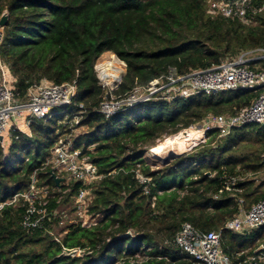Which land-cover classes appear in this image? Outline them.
<instances>
[{
  "label": "trees",
  "instance_id": "16d2710c",
  "mask_svg": "<svg viewBox=\"0 0 264 264\" xmlns=\"http://www.w3.org/2000/svg\"><path fill=\"white\" fill-rule=\"evenodd\" d=\"M211 1L0 0V18L9 15L2 55L16 98L42 80L76 82L71 107L84 105L79 125L86 127L76 142L103 175L82 223L74 204L82 184L57 185L51 168H44L65 126L58 118L34 119L26 132L13 125L0 140V206L27 191L36 174L38 187L48 190L47 216L40 226L26 227L27 201L0 207V264H194L173 243L185 222L222 230V248L233 264L264 244V227L246 233L224 228L239 213L240 199L249 210L264 198V178L252 177L264 172V124L237 127L227 136L213 130L186 153L146 157L158 140L200 125L210 113L235 114L260 91L153 100L110 118L98 110L104 99L146 87L171 68L185 74L264 49V10L245 22L210 15ZM252 5L259 9L264 0ZM108 51L127 66L113 89L96 70ZM138 173L150 178L148 193ZM232 177H239L234 188L242 192L228 190ZM71 203L70 222L61 208ZM62 220L67 224L60 227ZM129 230L131 236L116 239ZM52 231L61 234L59 241ZM71 249L80 253H64Z\"/></svg>",
  "mask_w": 264,
  "mask_h": 264
},
{
  "label": "built area",
  "instance_id": "2783aa9c",
  "mask_svg": "<svg viewBox=\"0 0 264 264\" xmlns=\"http://www.w3.org/2000/svg\"><path fill=\"white\" fill-rule=\"evenodd\" d=\"M209 4L210 15L238 17L245 22L251 21L256 13L264 10V5L259 9L254 8L252 0H213ZM4 38L5 28L0 26V136L6 138L13 125L16 126L15 131L26 132L34 119H49L63 114L65 130L55 142L44 168H51V172L53 171L57 177L64 178L61 185L70 186L73 182L82 184L74 197V204L81 222L87 223V207L93 198L92 191L103 179V175L91 155L85 152L82 144L76 142L79 138L77 128L85 113L83 104L71 107L77 93L76 82L55 84L49 80H42L39 84L30 87L22 100H18L2 55ZM254 53H258V56ZM252 63L253 67H251ZM96 70H98L97 65ZM101 79L104 80L103 77ZM113 84H110V89H113ZM237 90H254L260 93L250 105L241 108L237 113L218 115L210 113L200 125H191L184 129L185 132L196 131L197 136L206 138L208 132L218 130L219 136H227L237 127L264 124V49L241 52L233 59H224L219 64L185 74H179L176 69L171 68L146 87L138 86L122 98L111 96L109 99H104L98 110L106 118H110L119 111L153 100L172 101L198 94L218 95ZM138 179L145 184L144 190L148 193L150 178L138 173ZM37 180L34 174L27 191L15 194L0 206L18 204L21 199L27 201L28 207L23 219V225L26 227L40 226L47 216L45 205L48 202L46 199L48 190L39 188ZM238 180L239 177H232L228 184L229 191L242 192V189L234 188ZM70 189L71 187H67L66 190ZM37 203L40 206H37ZM243 204L244 200L240 199L239 213L228 220L224 228L235 233H246L264 227V198L254 203L249 210H246ZM64 225L65 221H60V227ZM51 233L57 241L60 240L59 232ZM221 235L222 230L202 231L190 222H185L177 232L173 243L178 249L187 253L194 264H233L230 255L222 248ZM263 249L264 244L254 255L247 256L238 264L264 262ZM64 253L75 256L80 250H65Z\"/></svg>",
  "mask_w": 264,
  "mask_h": 264
},
{
  "label": "rangeland",
  "instance_id": "374dc122",
  "mask_svg": "<svg viewBox=\"0 0 264 264\" xmlns=\"http://www.w3.org/2000/svg\"><path fill=\"white\" fill-rule=\"evenodd\" d=\"M114 53V52H113ZM105 54V53H104ZM104 54H102L101 56H103ZM115 54V53H114ZM100 56V57H101ZM115 56L117 57V55L115 54ZM118 58V57H117ZM100 59V58H99ZM98 59V60H99ZM119 59V58H118ZM120 60V59H119ZM121 61V60H120ZM121 62H123V61H121ZM124 64H125V62H123ZM97 66H98V61H97V64H96ZM126 66V65H125ZM125 71V70H124ZM97 73H98V77H99V79L101 80V82L103 83V84H106L105 82H104V80L103 79H101V72H100V68H98V70H97ZM124 73V72H123ZM106 86L108 87V88H110V84H106ZM53 118H58V119H60L59 120V124L61 123L62 125L64 124V122H65V120H64V117H63V114H59V115H56L55 117H53ZM49 119H52V118H49ZM186 130H182L181 132H179V133H177V134H175V135H170V136H168V137H165V138H163L162 140H158V142H157V144H164L165 142H167L169 139H171V138H173V137H176V136H178V135H181V133H183V132H185ZM85 132H86V127L85 126H78V128H77V135L78 136H81V135H84L85 134ZM207 139L206 138H204V137H202V136H193V137H189V138H181V140H180V142H179V144H178V146H176L175 148H173V149H167L166 151H164L163 152V154L161 155V156H156L155 154H153L152 153V151L150 150L149 152H148V154H147V156L146 157H148L149 159H152V160H157V158L158 157H160V158H162V159H166L169 155H171L172 153L174 154V155H179V154H182V153H186V152H188V151H190L194 146H196L197 144H199V143H201V142H205ZM160 144V145H161ZM83 146V145H82ZM94 146H92V148H93ZM91 148V147H90ZM175 149V150H174ZM52 150H53V148H52ZM154 169H158V168H161V165H160V163L158 164V165H154ZM253 178H255V179H257L258 181H260L261 179H263L264 178V172L263 173H261V174H257V175H253L252 176ZM71 206H72V203L71 204H67V205H64V206H62V213L64 214V216H68V219L66 220V221H74L75 220V216H74V211H71V209H73V207L71 208ZM67 224V222L65 223V225ZM64 225V226H65ZM58 230H61V228L60 229H58ZM257 251V250H256Z\"/></svg>",
  "mask_w": 264,
  "mask_h": 264
},
{
  "label": "bare ground",
  "instance_id": "6f19581e",
  "mask_svg": "<svg viewBox=\"0 0 264 264\" xmlns=\"http://www.w3.org/2000/svg\"><path fill=\"white\" fill-rule=\"evenodd\" d=\"M98 68H100V74L104 80L109 84H113L124 72L125 64L113 52L108 51L98 60ZM197 135L196 131L183 132L181 135L169 139L164 144L152 148V153L156 156H161L167 149H173L178 146L182 137L189 138Z\"/></svg>",
  "mask_w": 264,
  "mask_h": 264
},
{
  "label": "water",
  "instance_id": "95a60500",
  "mask_svg": "<svg viewBox=\"0 0 264 264\" xmlns=\"http://www.w3.org/2000/svg\"><path fill=\"white\" fill-rule=\"evenodd\" d=\"M8 22H9V15H8V12H4L3 15L1 16L0 18V26L2 27H6L8 25ZM126 65V63H125ZM126 69H127V66H125V71L124 73L121 74V76L116 80V82L113 84V88L119 83L120 79L123 77V75L125 74L126 72ZM0 140H3V137L0 136ZM52 176L54 177V180L56 182L57 185H60L62 181H64V178L62 177H57L56 174L52 171ZM132 235V231H128L126 234H123V235H120L118 236L116 239H119L121 237H129Z\"/></svg>",
  "mask_w": 264,
  "mask_h": 264
},
{
  "label": "crops",
  "instance_id": "0c3cea01",
  "mask_svg": "<svg viewBox=\"0 0 264 264\" xmlns=\"http://www.w3.org/2000/svg\"><path fill=\"white\" fill-rule=\"evenodd\" d=\"M254 55L258 56V53H254ZM251 56H253V54Z\"/></svg>",
  "mask_w": 264,
  "mask_h": 264
}]
</instances>
